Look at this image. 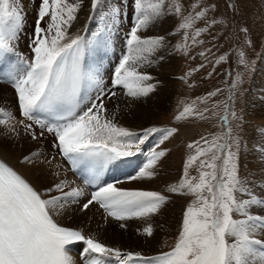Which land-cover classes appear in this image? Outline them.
Masks as SVG:
<instances>
[{"label": "snow or ice", "instance_id": "snow-or-ice-1", "mask_svg": "<svg viewBox=\"0 0 264 264\" xmlns=\"http://www.w3.org/2000/svg\"><path fill=\"white\" fill-rule=\"evenodd\" d=\"M82 3L83 0H40L29 52L24 54L18 49L25 20L20 0H0V80H6L14 90L21 117L17 119L0 107V126L6 138L19 135V129L34 141L51 135V146L64 161L73 170L89 174L85 183L98 185L80 204V198L85 196L83 188L60 179L44 192L38 191L0 159V264H77L70 246L78 242L84 246L79 253L82 264H264V193L260 197L249 193L247 199L238 196L247 188L239 177L234 151L239 141L230 126L211 140L201 137L187 145L193 151L185 161L183 177L167 191L193 199L183 212L178 237L168 251L154 256L125 252L54 219L73 204H80L81 212L98 205L105 221L119 222L122 229L127 227L126 221H147L158 214L168 196L124 188L118 186L120 181L101 184L100 180L109 165L137 155L141 146L159 133V142L146 154V163L129 177L153 178L158 162L167 154L160 145L178 132L176 127L153 126L137 133L118 124L116 114L109 115L105 105V99L117 95L116 88H122L124 95L134 101L155 90V85L149 83L153 77L139 69L153 63L151 58L164 47L165 38L140 33L164 15L166 0H133L135 20L127 33L126 52L112 73V90H106L99 74L85 63L88 42L69 32ZM100 4L101 0H90L92 12ZM174 9L177 15L181 13L178 0ZM207 12L208 8H204L184 17L179 29H191ZM119 13V8H113V19ZM201 31L197 29L191 37L194 42ZM184 39H189L187 31ZM239 56L240 63L246 64L245 53L241 51ZM240 83L238 76L232 88L237 89ZM193 116L205 118L194 105H186L175 119ZM232 116L238 119L235 112ZM222 120L225 125L229 123L227 112ZM39 156V152L25 155L22 163L35 165ZM193 167L197 169L196 176L189 174ZM55 175L59 177L60 172ZM142 234L153 235L151 224L142 229Z\"/></svg>", "mask_w": 264, "mask_h": 264}, {"label": "rangeland", "instance_id": "rangeland-1", "mask_svg": "<svg viewBox=\"0 0 264 264\" xmlns=\"http://www.w3.org/2000/svg\"><path fill=\"white\" fill-rule=\"evenodd\" d=\"M29 1H20V7L26 18L21 33H27V36L31 37L40 0L37 2L38 4L33 6ZM36 1L33 0V2ZM166 2L165 23L160 24L158 19L147 30H142L140 33L144 37L163 36L165 38L164 47L159 49L151 58L153 63L149 67L146 64L139 69L141 72L153 74V79L149 83L155 85V90L148 97L134 101L124 95L122 88H116L117 95L110 100L105 99L109 115L115 113L118 124L128 121L129 124H136V126L139 124V127L136 128L140 130L149 128L151 125L178 128V132L170 137L164 146V149L167 150L166 164L168 168L162 173H158L162 178L170 176L173 173L171 174L168 170L170 167L175 168V178L171 181L172 183L165 185V182L163 184L159 181L160 185L157 186L159 191L156 190L158 192L162 190L169 199L161 211L151 217V226H153L151 239H156V242L153 243L158 245L156 248L160 252L168 251L174 246L180 230L183 212L193 199V197L185 195L175 198L166 189L168 186L178 184V181L182 179L185 161L193 151L187 147L189 143L198 141L201 137L211 140L227 131L222 120L225 105H227L230 113L229 126L233 128V135L237 136L239 141V147H234L238 156L239 177L247 188L246 193L238 194V196L247 199L249 193L257 197L264 193V0H178L181 6L179 15L175 13L174 9L177 0H166ZM231 5L236 7L233 8ZM117 6L118 4L113 5V7ZM119 7L117 8L120 9V16L118 15L116 20L112 19V15L107 14L108 19L102 18L101 12L104 11L105 13L107 9L102 1L95 12H92L91 7H89L83 18L79 15L82 14V9H80L77 13V20L69 29L70 34L76 35L84 21L87 20L86 28L82 31L84 30L86 36L88 35L90 38L92 47L94 48L97 40H102L106 41L109 54L115 49L116 56L114 58H109L106 53L102 54V60H108L105 70L102 71L103 74L111 66H115L114 60L117 56L123 55L127 33L135 20L133 0H121ZM204 8H208V12L203 19L196 20L191 29H179L184 17L194 15L195 12ZM91 16L95 18L89 19ZM45 19L47 20V18ZM197 29L202 31L200 36L195 37L194 42L191 37ZM24 31L27 32L24 33ZM185 31L189 36L187 41L184 39ZM101 32L102 35L98 36V33ZM28 37L27 40H29ZM24 42V40L18 42L21 52L22 49H25L23 47ZM185 43L186 48L177 47ZM26 50L29 51L28 44ZM241 51L245 53L246 64L240 63L239 53ZM90 58V67L96 72H100L102 63L100 61L98 63L97 61L93 62L94 55L92 53ZM109 73L111 75L112 72L109 71ZM238 76L241 78V83L237 89H233L232 84ZM102 81L107 90L111 86H109V81L106 79H102ZM211 93H215V95H210ZM3 95L5 98L0 100V107L7 109L16 118H19L18 109L15 108L17 105L15 93ZM116 99L120 100V104ZM186 105H194L196 111L204 113L205 118L193 116L186 120L177 121L175 116ZM205 109L207 111H204ZM233 112L236 113L238 119L232 116ZM220 115L222 116L219 117ZM214 121H216V125ZM144 122V125H151L144 126ZM221 124L222 128L218 127ZM248 125L251 127L248 128ZM185 129L191 131L190 137L184 136L180 131ZM249 136H254V140ZM5 137L2 126H0V140L5 142ZM52 161L56 162L55 159ZM131 165H133L131 169L135 172L137 161L127 166L131 167ZM56 168L54 163V169ZM258 171L260 173H257ZM189 174L190 176L198 175L196 167L190 169ZM52 182L54 183V181ZM73 187H80V185L76 181ZM85 197L88 198L86 194ZM95 206L97 211L87 218L88 222L90 217H95L94 219L98 220L93 223L102 222L99 221L100 219L104 223L108 220L113 221L111 219L105 221L103 210H100L97 205ZM79 208L80 204H73L71 212L80 211ZM255 210L257 209L254 208L253 211ZM61 221L63 224H69L77 229H88L85 224L79 221L72 219H61ZM90 221L92 224V218ZM132 221L136 222L137 220ZM94 228H89V231L91 236L96 239L110 243L111 237H115L114 232L102 231L99 229L100 226ZM142 229L139 227L138 231L142 233Z\"/></svg>", "mask_w": 264, "mask_h": 264}, {"label": "bare ground", "instance_id": "bare-ground-1", "mask_svg": "<svg viewBox=\"0 0 264 264\" xmlns=\"http://www.w3.org/2000/svg\"><path fill=\"white\" fill-rule=\"evenodd\" d=\"M20 1H22V0H20ZM83 1H84L83 5L81 7L82 14H79L81 18H83L87 14L86 11L90 7V0H87V1L83 0ZM101 1H102V4H104L107 7V9L105 10V13H104V11L101 12V14H103L102 18L108 19L109 17H107V15H112L111 17L113 19V14H111L112 9L119 7L121 0H101ZM29 2L31 4V6H33V5L38 4L37 2H39V0H37L36 2H33V0H30ZM114 4H118V6L113 7ZM166 7L167 6H165V11H164V15H163L164 17L162 16L159 19L160 24L165 23L166 16H167V8ZM121 12L123 13V11H121ZM25 21H26V18H25ZM86 25H87V20L84 21L80 31L77 33L79 35L84 34V39L89 44L86 47V62L85 63H86V65L90 66L89 65L90 60H91L90 54L92 53V55H94L93 62L97 61V63H98V61H100L102 63V66L100 67V72H97L99 74L100 79L102 80V79H106L108 77L109 86H110L111 85V83H110L111 79H110L109 71H111L112 69L115 68V66L118 64L120 57L117 56L114 60L115 66L114 67L111 66L110 69L106 73L103 74L102 71L105 70V68H106L105 66H106V64H108V60L107 61L102 60V54L106 53L109 58H114V56H116V51H115V49H113L112 53L109 54L108 50L106 48L107 43H106V41H102V40H97L95 42L94 48H93L90 38L88 37V35L86 36V33L84 30L82 31V29L86 28ZM25 32H27V31H24V33ZM27 37H28L27 33L26 34L20 33V39L25 41L23 43V45H24L23 47H25V49L24 50L22 49V53H24V54H28V52H29L28 50H26V47H27V44L29 45V43H30V39H29L30 37H28L29 40H27ZM22 40H19V41H22ZM103 47H105L106 49L104 50ZM124 47H125V45H124ZM18 49H21V48L18 46ZM148 67H149V65H148ZM149 75L152 76L153 74H149ZM102 76H105V77H102ZM12 91H14V90L11 88V86L7 83L6 80H5V82H0V100L5 98L3 94H7V93L12 94ZM117 101H118V104H120V100L118 99ZM16 107H17V105L15 106V108ZM19 118H21V117H19ZM19 118H17V119H19ZM146 122H147V120H146ZM144 124H145V122L143 123V125ZM120 125L128 128L132 131H135L137 133L142 132L141 131L142 129L140 130L139 128H136V127H139V124L136 126V124H129L128 121H125V123H122ZM149 125H151V124H146L144 126H149ZM151 126H149V127H151ZM155 127H158V126L155 125ZM247 127L250 128L251 125H248ZM159 128H166V127L160 126ZM2 130L5 134V129L3 126H2ZM180 131L186 137H190V135H191V131L189 129L180 130ZM52 139L53 138L51 137V135H46L45 137H43L37 141H34L23 131V129H19V135H17V136L9 135L7 138L5 137V142L0 140V159H2L4 162L9 164V166L11 165L12 167H14V169L16 171H18L21 175H23L32 184V186L34 188H36L38 191L44 192L45 189H47L48 187H50L53 184L52 181L58 182L60 179H66L71 183L72 186H75V183L77 180L69 173L68 168L66 167V165L62 161L61 157H59L57 150H55L51 146L52 145ZM159 139H160V134L159 133L154 134L153 136H151L149 138L148 141H146V143L144 145L141 146V149H142L141 152L132 157V159H136L138 156H140L136 160L137 161L136 166H137L138 170H136L134 172L131 169V168H133V165H131V167L126 166L124 171H123V177L128 172H129L128 175H131V176H134L137 174V172L139 171V168L143 166V164L145 163V160L147 159V157L144 154L146 152H149L152 148H154L158 144ZM166 143H167V141H165L163 144H161L160 149H164L165 148L164 146L166 145ZM157 150H159V149H157ZM33 152H39L40 153V156L36 160L35 165L23 164L22 163L23 157L25 155H31V153H33ZM49 155H51V156L54 155V157H51ZM142 155H144V156L142 157ZM53 159H55L56 162L52 161ZM45 161H52L51 163H53V164L51 165V164L45 163ZM54 163L56 164V166L60 165L61 167L59 169L58 168L54 169ZM166 163H167V161H166V155H165L158 162V165L155 169L156 175L153 178H151V179H140V180L128 179L124 183L120 182V184L118 186H121L124 188H135V189L147 190V191H156V190L159 191V187H157V186L160 185L159 184L160 182H163V184L165 182V185H166V183L171 184L172 183L171 181L175 178V176H174V169L175 168L174 167L173 168L170 167V169L168 170L169 172H171V174L173 173L172 175L165 176L163 178L158 175V173H162L164 170H166L168 168V165ZM57 171L60 172L59 177H57L55 175V172H57ZM112 174H113V176H115V170H113ZM79 185H80V183H79ZM162 186H164V185H162ZM80 187L83 188L81 185H80ZM168 187H167V189H168ZM151 188H153L154 190ZM164 188H165V186H164ZM84 191H85L86 196L90 195V193L92 192V191H89L86 189H84ZM160 191L162 194L165 195V193L162 192V190H160ZM170 194L172 196H174L175 198L180 197V195H177V194H173V193H170ZM85 201H86L85 196L80 198V202H81L80 204H82ZM71 209H72V205L70 207H68L61 215H59V217L55 216L54 219H56L59 222V224L65 225L66 227H68V226L72 227V226H70L69 224H63L61 219H72L74 221H79V222L85 224L86 227H88V229H83V228H81V229L78 228V229L84 231V233L86 235H89V236H91V232L89 231V228L93 229L95 226H100L99 229L102 231L114 232L115 237H113V238L111 237L110 243H108L107 241H103V240H99V239L98 240L105 243L106 245H109V246H112L115 248H119L125 252L126 251H131L133 253L138 252L144 256H149V255H154V254L160 253V251L157 250V248H156V246H158V245H154V243H153V242H156V239H151L152 236L151 237L145 236L141 233V231L140 232L138 231L139 227H141V229H142V228L146 227L148 224H151V220H152L151 217H150L151 219L149 218L147 221H142V220H137L138 222L137 221L135 222L132 220L126 221L125 223H126L127 227L122 229V228H119V222H116V221H109L108 220V222H106L107 223L106 224V223H104L103 220H101L100 218H97V219H100L99 221H102V222L93 223V222H96L98 220L94 219L95 217L94 218L90 217V218H92V224H91L90 218H89V222H88L87 218L89 216H91V214H94V212L97 211V208L95 205L90 206V208L84 212H80V211L71 212ZM98 211L101 214V211L99 209H98ZM133 220H136V219H133ZM82 248H83L82 245L70 247V249H71L70 254L76 258L77 264H79V262H81L78 260L82 257L81 255H79ZM150 250H152V251H150ZM157 251H158V253H157Z\"/></svg>", "mask_w": 264, "mask_h": 264}, {"label": "crops", "instance_id": "crops-1", "mask_svg": "<svg viewBox=\"0 0 264 264\" xmlns=\"http://www.w3.org/2000/svg\"><path fill=\"white\" fill-rule=\"evenodd\" d=\"M249 137L254 140V136H249ZM244 172H245V170H244ZM257 173H260V171H258Z\"/></svg>", "mask_w": 264, "mask_h": 264}]
</instances>
